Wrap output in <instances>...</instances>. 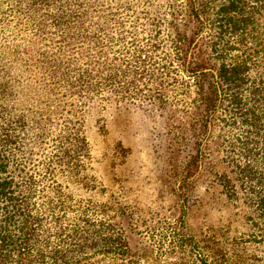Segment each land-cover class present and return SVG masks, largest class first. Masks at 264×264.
I'll return each mask as SVG.
<instances>
[{"label": "trees", "instance_id": "obj_1", "mask_svg": "<svg viewBox=\"0 0 264 264\" xmlns=\"http://www.w3.org/2000/svg\"><path fill=\"white\" fill-rule=\"evenodd\" d=\"M164 1L157 5L173 28L192 24L190 37L168 34L154 0L142 11L137 0L123 9L108 0H0V264H66L68 250L55 244L76 226L43 237L41 206L51 220L58 208L65 214L73 194L64 184L88 179L78 117L86 101L119 87L108 73L127 44L135 79L153 48L171 68L173 91L196 89L198 145L219 144L264 214V0ZM154 71L163 75L160 64Z\"/></svg>", "mask_w": 264, "mask_h": 264}, {"label": "rangeland", "instance_id": "obj_2", "mask_svg": "<svg viewBox=\"0 0 264 264\" xmlns=\"http://www.w3.org/2000/svg\"><path fill=\"white\" fill-rule=\"evenodd\" d=\"M131 1L108 3L123 9ZM137 1L142 11L150 0ZM163 3L154 0L153 13L165 18L168 34L190 37L192 24L173 28L158 7ZM131 49L125 45L108 73L119 87L86 101L79 114L89 144L81 171L88 179L64 184L72 200L54 220L42 204L43 237L76 226L69 240L60 230L55 244L68 250L66 264H264V214L236 181V169L223 163L219 144L198 145L196 89L180 82L173 91L171 68L153 48L142 58L147 71L135 79ZM159 64L161 76L154 71Z\"/></svg>", "mask_w": 264, "mask_h": 264}]
</instances>
